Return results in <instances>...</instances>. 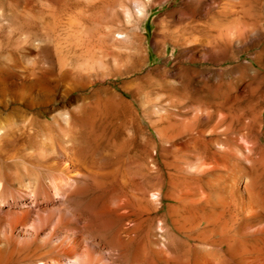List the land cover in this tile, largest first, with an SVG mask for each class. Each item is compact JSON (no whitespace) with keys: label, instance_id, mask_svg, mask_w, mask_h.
<instances>
[{"label":"rangeland","instance_id":"374dc122","mask_svg":"<svg viewBox=\"0 0 264 264\" xmlns=\"http://www.w3.org/2000/svg\"><path fill=\"white\" fill-rule=\"evenodd\" d=\"M184 1L0 0V46L3 48V62L13 69L18 80L26 78L28 69L33 70L32 76L43 73H50L55 77L66 75L67 88H57L54 92L51 104L54 108L60 105L61 97L64 96L68 107L75 105L76 108L136 109L126 130L100 122L95 123L92 128L93 123L73 118L70 124L64 123L53 131L48 128L39 131L32 148L28 149L42 150L51 162H56L53 158L56 155L63 157L68 154L67 158L70 157L75 169L83 170V175L73 184L78 195L66 204L65 213L69 216L77 211L84 213L99 226L92 229L101 235L108 246L117 245L116 227L120 219H128L129 216L136 221L138 230L133 233V241L126 251L129 260L135 259L134 262L130 260V264L153 263V248L157 245L154 242L158 241L160 247H172L171 250L181 264L186 261L192 264L191 256H194V243L184 242L172 223L165 221L166 207L170 203L175 204L166 195L177 192L179 187L185 185L184 179L181 177L183 181H178L175 175L183 166L190 169L181 160L175 144L177 138L167 141L165 136L166 126L169 122L181 120L180 109L184 110L170 102L179 98L182 91H187L184 89L199 87L205 81L208 84L206 89L210 88L217 100L224 101L218 107L226 109L223 112L229 116H226L227 120L238 115L240 108H246V111L249 108H264V93L261 97L255 93L252 72L241 66L249 58L247 51L241 57H230L229 53L227 55V47L221 44L214 50L218 54L213 57L217 58L208 57L204 60L203 55L197 54L191 60V52L177 40L181 21L191 18L190 14L181 13ZM226 3L227 0H207L203 8L216 13L226 8ZM250 6L248 3V10ZM205 19L207 16H197L198 22ZM197 42L210 49L206 41ZM197 42L187 45L188 48L199 44ZM197 48L206 49L201 44ZM259 68L263 74L264 62ZM77 76L83 77L80 79ZM261 84L264 91V78H261ZM83 99L87 101L84 107L79 106ZM13 103L30 108L19 101ZM218 107L214 106L211 110ZM34 108L51 107L39 105ZM141 108L149 109L144 113ZM170 110L178 113L177 119L168 117ZM50 115L51 113L46 112L47 117ZM261 117L263 127L259 137L264 144V114ZM104 125L107 127L103 128ZM178 128L180 129L175 127V132ZM225 146L227 150L219 144L213 147V151L220 155L216 156L220 163L210 166L212 173L232 171L234 161L231 159L223 162L221 155L226 157L227 153L229 158H233V153L242 155L235 146ZM9 147L17 150L14 143L9 144ZM30 157L24 154L8 157L9 161L16 160L20 164H0V182L10 178L20 188L25 187L31 178V184L39 187L44 173L40 168L29 169L30 164L26 166ZM245 162L247 161L239 160L236 168L249 169V163ZM143 185L158 194L151 196L148 193V197H142L139 192ZM8 187L18 188L12 184ZM222 191L221 186H218L217 192ZM5 198L6 196L2 197ZM122 198L126 199L127 206L119 208L118 203ZM1 200L0 208L6 210ZM24 201V197H19V203ZM56 202H59L58 198L54 201ZM128 212L131 214L128 215ZM122 213L127 215L120 216ZM165 225L169 226V233L165 232ZM156 239L158 240L155 241ZM97 249L105 253L109 251L106 247L103 250ZM118 256H115L116 259ZM12 257L13 260L5 258L0 264H16V256Z\"/></svg>","mask_w":264,"mask_h":264},{"label":"bare ground","instance_id":"6f19581e","mask_svg":"<svg viewBox=\"0 0 264 264\" xmlns=\"http://www.w3.org/2000/svg\"><path fill=\"white\" fill-rule=\"evenodd\" d=\"M205 2L207 0L183 2L181 13L190 14L191 18L181 21L178 26L180 36L177 35V40L191 52V60H194L197 54L203 55L204 60L208 57L217 58L213 57L218 54L214 50L221 44L227 47V55L229 53L230 57H241L247 51L249 58L244 60L241 66L252 72L254 91L261 97L264 93L261 84L264 73L262 74L259 65L264 62V0H227L226 8L216 13L205 11ZM248 3L251 4L250 10L246 7ZM198 15L207 16V19L198 22ZM164 34L167 35L165 31ZM197 41H206L210 49ZM195 42L206 49L197 48L199 44L188 48L187 45ZM2 50L0 46V164L18 166L20 162L9 161L8 157L14 154H24L26 157L30 155L26 166L30 164L29 169L40 168L44 176L39 187L31 184V178L25 187L20 188L19 184L10 178L0 182V200L6 196L1 200L6 210L0 208V261L5 258L13 260L12 256L15 255L16 264H117V261L119 264H130V260L134 262V258L129 260L126 251L133 241V233L138 230L136 221L129 216L128 219H120L116 227L117 245L108 246L101 235L92 229L99 226L84 213L77 211L73 216L65 213L66 204L78 195V191L73 189V184L83 175V170L75 169L70 157L67 158L68 154L63 157L56 155L53 157L56 162H51L42 150L28 149L32 148L31 145L34 144L39 131H44L45 128L53 131L64 123L70 124L73 118L93 123L92 128L95 123L100 122L126 130L134 118L136 109L76 108L75 105L68 107L64 96L61 97L60 105L54 108L51 105L54 92L57 88H67V76L62 74L55 77L50 73L32 76L33 70L28 69L26 78L18 80L13 69L3 62ZM206 85L208 84L203 81L199 87L184 89L187 91H182L179 98L170 102L184 110L180 109L181 120L176 118L177 112L169 111L168 117L177 120L172 123L170 119L172 122L166 126L165 136L167 141L177 138L175 144L181 160L188 164L190 169L183 166L175 175L178 181L182 182L184 179L185 185L179 187L177 192L166 195V198L175 204L170 203L166 207L165 221L172 223L184 242L194 243L192 264H264V144L259 137L263 127L261 116L264 114V108H249V111L240 108L238 115L230 114L233 117L227 120V114L223 112L225 108L218 107L224 101L217 100L214 92L210 88L206 89ZM13 101H19L30 108H23ZM86 103L83 99L79 106L84 107ZM39 105H50L51 108H34ZM214 106L218 108L211 110ZM148 109L141 108L144 113H147ZM46 112L51 115L47 117ZM175 127L180 129L175 132ZM12 143L17 150L9 147ZM217 144L224 146L226 150L225 145H228L241 151V156L233 153V158L227 157V153L226 157L221 155L223 162L231 159L234 161L232 171L212 173L210 166L219 162L216 157L219 154L213 151ZM44 160L46 162L43 163ZM239 160L247 161L245 163H249V169L236 168ZM11 184L18 188H9L8 185ZM145 186L140 188L142 197H146L148 193L151 196L158 194ZM218 186L223 189L222 193L217 192ZM19 197H24L25 201L19 203ZM57 198L59 202L56 204L54 201ZM125 200L122 198L119 201V208L125 207ZM129 214L131 212H128ZM122 215L124 217L127 213L120 216ZM165 226V232L169 233V226ZM71 232L72 235H69ZM158 242H154L157 245L152 253L155 260L148 264H181L171 250L172 247H160ZM97 247L102 250L106 247L109 251L105 253ZM116 255H119L117 259ZM188 263L186 261L185 264Z\"/></svg>","mask_w":264,"mask_h":264}]
</instances>
